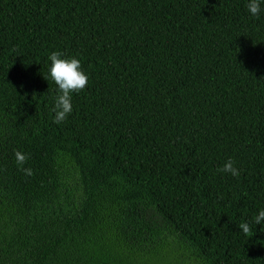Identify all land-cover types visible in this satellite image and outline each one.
<instances>
[{
	"label": "trees",
	"instance_id": "1",
	"mask_svg": "<svg viewBox=\"0 0 264 264\" xmlns=\"http://www.w3.org/2000/svg\"><path fill=\"white\" fill-rule=\"evenodd\" d=\"M246 3L0 0V264H264V227H238L264 208ZM53 51L88 76L59 124Z\"/></svg>",
	"mask_w": 264,
	"mask_h": 264
},
{
	"label": "clouds",
	"instance_id": "2",
	"mask_svg": "<svg viewBox=\"0 0 264 264\" xmlns=\"http://www.w3.org/2000/svg\"><path fill=\"white\" fill-rule=\"evenodd\" d=\"M264 0H247L246 9L250 17L259 18L262 11ZM47 78L51 79L57 86L58 93L53 98L52 112L54 113L53 122L61 123L72 112V93L83 90L88 82V76L81 67V62L76 57H64L62 53L53 51L48 56ZM46 80V78H44ZM17 165L22 166L27 157L26 154L16 151L14 153ZM26 175H31V169H22ZM223 173L230 174L233 177H239L240 169L234 166V162L229 158L220 169ZM264 227V208H259L251 224L245 221L239 224V230L243 234H248L252 228L251 225Z\"/></svg>",
	"mask_w": 264,
	"mask_h": 264
}]
</instances>
